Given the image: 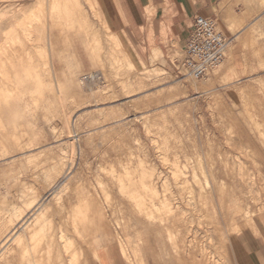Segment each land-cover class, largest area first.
I'll return each instance as SVG.
<instances>
[{
	"label": "rangeland",
	"instance_id": "374dc122",
	"mask_svg": "<svg viewBox=\"0 0 264 264\" xmlns=\"http://www.w3.org/2000/svg\"><path fill=\"white\" fill-rule=\"evenodd\" d=\"M57 1L66 0H0V49L8 48L11 33L12 38L23 39L34 63L26 58L22 62L30 67L37 65L45 81L43 94L35 93L41 107L33 108L35 113L29 115L41 130L39 147L27 151L30 146L25 142L18 138L16 142L3 139L0 133V195L12 198L23 209V218H28L21 221L19 212L13 214L14 221L8 222V229L13 228L14 237L19 234L22 237L30 228L38 231L36 236H39V229L47 231L46 227L54 224L55 229L50 230L57 229L54 233L58 235L53 240L59 248L64 242L68 244V238L62 241L59 235L67 232L65 213L69 215L71 204L76 201L68 195L88 202L95 197L96 204H90L89 213L102 214L105 221L99 229L95 223L85 226L88 239L76 236L75 242L84 250L85 258L96 259L93 249L99 252L106 248L120 264H194L188 252L193 248L191 239L197 232L204 235L206 249L201 255L193 252L195 264L207 255L209 264H250L235 232L240 226L248 229L255 226L252 230L256 232L258 222H264V0H236L229 6L231 11L227 15L231 22L224 15V25L217 21L228 40L225 56L208 75L199 79L191 78L174 63L182 59L187 37L181 43L171 17L184 13L168 0L161 18L156 15L155 6L141 7L136 0H95L101 15L94 11L91 0H69L76 4L72 20L54 28L48 8ZM33 14L45 15V26L38 29L34 24L32 34L41 38L26 41L23 34ZM61 28L62 35L58 30ZM71 30L79 34L63 35ZM226 30L234 35L229 36ZM113 36L120 39L117 38L118 44ZM94 54L96 65L92 61ZM15 60L8 65L12 67ZM89 72L98 73L100 80L94 84L83 82L82 75ZM10 80L0 77L1 83L11 85ZM23 86L27 87L24 100L30 102V83ZM124 168L132 171L137 182L135 192L127 190L129 179L124 176L130 171ZM193 174L200 181H195L199 186L193 181ZM123 180L127 188L119 187L124 185ZM142 180L153 181L155 190L143 189ZM66 184L73 192H69ZM201 184L203 191L213 188L215 192L214 196L211 189L207 191L212 195L211 207L219 212L216 222L210 217L205 199L202 204L199 201ZM131 191L132 195L138 192L140 197L133 199L135 194L132 196ZM145 193L156 206L161 200L171 204V208L165 205L164 210L161 207L163 212L160 210L163 216L172 210L169 224L158 220L155 212L160 214L159 209L150 207L149 212L141 205ZM27 195L35 197L33 205L37 202L32 211ZM21 196L22 199L25 196L30 206ZM219 199L225 204L230 199L234 201L228 204V209L227 204L220 205ZM37 209H41L45 220ZM34 210L44 221L31 214ZM2 213L11 217L8 211ZM231 215L235 219L230 228L232 218L227 217ZM98 230H102L104 237L97 236ZM170 231L175 236L170 237ZM20 263L27 262L15 253L11 264ZM1 264L7 263L2 260Z\"/></svg>",
	"mask_w": 264,
	"mask_h": 264
},
{
	"label": "bare ground",
	"instance_id": "6f19581e",
	"mask_svg": "<svg viewBox=\"0 0 264 264\" xmlns=\"http://www.w3.org/2000/svg\"><path fill=\"white\" fill-rule=\"evenodd\" d=\"M225 1V0H224ZM226 2V1H225ZM222 3H223V1H222ZM91 4H92V8L94 9V11L96 12L97 10H96V7H95V4H94V1L93 0H91ZM75 3L74 2H72V1H69V0H66V1H64V2H62L61 3V1H57V3H53V4H51V5H49V8H48V15H49V17H50V15H51V17L53 18V19H51L53 22H54V24H53V27L55 28L57 25H59V27H60V25H66V24H69L70 23V21L72 20V17L74 16V14H75ZM222 5H225V3L224 4H222ZM77 11H78V7H77ZM97 15V14H96ZM98 16V15H97ZM44 20H45V15H41V14H33L32 15V18H31V20L27 23V25H26V27H25V32H24V39H26V41H37L38 39L40 40V38H37V37H34L33 36V34H32V27H33V25L34 24H37V26H38V29H39V27L40 28H42L43 26H45V22H44ZM86 22H84L83 20H82V25L83 26H86V24H85ZM32 28V29H31ZM36 28V27H35ZM57 28V27H56ZM41 30V29H40ZM9 35V34H8ZM8 35H7V37H8ZM13 37V33H11L10 34V36H9V38H8V40H7V42H9L8 43V48L5 50L4 48H1L0 49V77H4L5 79H8V78H10V67L11 66H9L8 64H10L11 63V61H13V60H15V59H17L18 57H20L21 59H19V60H24L25 58H26V60H27V62H31L32 60H33V55L25 48V41H23V39H19L18 38V36H15V38H12ZM117 38H118V36L116 37V36H113V40L115 41V44H118V41H117ZM118 40H120L119 38H118ZM3 42V41H2ZM6 42V43H7ZM35 44V43H34ZM36 47V46H35ZM33 62V61H32ZM34 63V62H33ZM32 65H34V64H32ZM27 66V65H26ZM29 66V65H28ZM35 66V65H34ZM12 72H13V70H11ZM226 72V70H224V73ZM90 74H93L94 72H89ZM226 74V73H225ZM12 78V77H11ZM10 82H11V80H10ZM10 86H12V85H9L8 83H6V82H0V97H1V95L3 94V93H5V92H7L9 89H10ZM13 87V86H12ZM7 90V91H6ZM11 90V89H10ZM14 90V89H13ZM9 93V92H8ZM87 140V139H86ZM230 141V140H229ZM130 151V150H129ZM229 154V153H228ZM211 155V154H210ZM219 157V156H218ZM230 159V158H229ZM219 160H221V159H219ZM211 161H213V160H211ZM222 164V163H221ZM225 164V163H224ZM134 165V164H133ZM141 165V164H140ZM139 165V166H140ZM127 166V165H126ZM125 166V167H126ZM143 166V165H142ZM135 167H137V166H135ZM150 167V166H149ZM214 167V166H213ZM126 168H128V167H126ZM134 168V167H133ZM138 168H140V167H138ZM153 168V167H152ZM212 168V167H211ZM122 170H123V168H121ZM125 169V168H124ZM136 169V168H135ZM213 169V168H212ZM228 169V168H227ZM126 170V169H125ZM142 170V169H141ZM151 170V169H150ZM153 170V169H152ZM218 170V169H217ZM114 171V170H113ZM124 171V170H123ZM126 171H130V170H126ZM212 170H210L209 172H211ZM216 171V170H215ZM138 172V171H137ZM148 172H150L149 170H148ZM153 172V171H152ZM123 173V172H122ZM132 171H130V173H127L126 174V176H124V177H127V178H125V179H127L128 180V184H129V186L131 187V189H129V186L128 185H126L125 186V184H124V180H123V184L124 185H122V183H120L122 186H119V187H122L123 188V186H125L126 188H127V190L129 191V190H134V192H135V189L137 188V182H135L134 180H133V177H132ZM194 173V172H193ZM213 172H211V175H213L212 174ZM138 174H139V172H138ZM143 174V173H142ZM195 174V173H194ZM194 174L192 175L193 177H194ZM217 174V173H216ZM122 174H120V176H121ZM147 175H148V173H147ZM151 175V174H150ZM197 174H195V176H196ZM210 175V176H211ZM119 176V177H120ZM141 176V175H140ZM143 176H145V174L143 175ZM217 176V175H216ZM215 176V177H216ZM48 178H49V175L47 176ZM122 177V176H121ZM152 177V176H151ZM215 177H212V178H214V180H215ZM117 178H118V176H117ZM195 178V180L193 179V181L195 182V181H197L198 179H196L197 177H194ZM146 179V178H145ZM145 179H143V180H145ZM150 179V178H149ZM152 179V178H151ZM48 180V179H47ZM50 180H51V177H50ZM142 180V181H143ZM184 180V179H183ZM182 180V181H183ZM188 180V179H187ZM72 181H74V179L72 180ZM71 181V182H72ZM79 181V180H78ZM116 181V180H115ZM119 181V180H118ZM199 181V180H198ZM197 181V182H198ZM217 181V180H216ZM215 181V182H216ZM222 181V180H221ZM46 182V181H45ZM50 182V181H49ZM67 182V181H66ZM70 182V181H69ZM70 182V183H71ZM76 181H74V183H75ZM80 182V181H79ZM100 182V181H99ZM99 182H97L98 184H99ZM120 182H121V180H120ZM153 182V181H152ZM152 182H150V180L149 181H147V182H141V184H142V188L143 189H145V190H147V189H149V190H151V191H154L155 190V187H154V185L152 184ZM164 182V181H163ZM186 182V181H185ZM200 182V181H199ZM202 182V181H201ZM207 182V181H206ZM215 182H214V184H215ZM225 182V181H224ZM223 182V183H224ZM48 183V182H47ZM68 183V182H67ZM82 183H84V181L82 182ZM96 183V182H95ZM125 183H126V181H125ZM166 183V182H165ZM182 183V182H181ZM180 183V184H181ZM205 183V182H204ZM203 183V184H204ZM221 183V182H220ZM219 183V184H220ZM73 184V183H72ZM81 184V183H80ZM79 184V185H80ZM102 184V183H101ZM119 184V183H118ZM127 184V183H126ZM141 184H139V186L141 185ZM168 184V183H167ZM186 184V183H185ZM195 184L196 185H198L199 186V183L197 184L196 182H195ZM203 184H201L200 186V190H199V188H198V190H199V201H200V203L201 202H203L202 201V199L204 198L205 199V203L207 204V206H208V209L211 211V214H212V216L210 215V217H211V219H214V221L216 222V220H218L219 219V217L216 215L217 214V210L215 211V209H213L211 206H212V200H211V192L210 193H208L207 191H209L211 188H208V186L205 184V186L209 189V190H207V191H203V189H204V186H202ZM222 184V183H221ZM231 184V183H230ZM46 185V184H45ZM49 185V184H48ZM47 185V186H48ZM73 185H75V184H73ZM73 185H72V187H73ZM78 185V186H79ZM106 185V184H105ZM135 185H136V188L134 189V187H135ZM187 185V184H186ZM70 186V185H69ZM83 186V185H82ZM163 186V185H162ZM183 186V185H182ZM213 186V185H212ZM81 187V186H80ZM84 187H86V186H84ZM99 187V186H98ZM166 187V186H165ZM167 187H168V185H167ZM190 187V186H189ZM194 187V186H193ZM195 187H197V186H195ZM211 187V186H210ZM214 187H218V184L216 185L215 184V186ZM226 187V186H225ZM66 188H67V184H66ZM75 188V187H74ZM103 188V190H104V187H102ZM126 188H124V189H126ZM133 188V189H132ZM206 188V189H207ZM228 188V187H227ZM231 188V187H230ZM10 189V188H9ZM68 189V188H67ZM79 189V191H80V188H78ZM77 189V190H78ZM83 189V188H82ZM109 189V188H108ZM119 189V188H118ZM154 189V190H153ZM162 189V188H161ZM164 189H167V188H164ZM191 189H193V188H191ZM213 189V188H212ZM211 189V190H212ZM218 189H220V186H219V188ZM69 190V192L71 191L70 189H68ZM72 190H74L73 188H72ZM107 190V189H106ZM137 190V189H136ZM222 190V189H221ZM231 190V189H230ZM119 191V190H118ZM132 191L131 192H129L130 194L132 193ZM71 192H73V191H71ZM82 192V191H81ZM101 192V191H100ZM137 192V191H136ZM142 192V191H141ZM147 192V191H146ZM33 193H35V191H33ZM65 193V192H64ZM128 193V194H129ZM155 193V192H154ZM191 193V192H190ZM193 193H194V189H193ZM215 192H213V190H212V194H214ZM226 193H227V191H226ZM106 194V193H105ZM135 193H133V195H134ZM139 193L137 192V194H135L134 196H133V199H135V200H137L136 198H138V197H140L139 195H141V194H139ZM150 194H151V192H150ZM209 194H210V196H209ZM22 195V194H21ZM35 195V194H34ZM81 195H83V194H81ZM95 195V194H94ZM130 195V196H131ZM138 195V196H137ZM192 195V194H191ZM28 196V195H27ZM30 196V195H29ZM28 196V197H29ZM65 196V195H64ZM72 196V195H71ZM70 196V194L68 195V197H70L69 199H76V201H73L72 202V204L71 203H68V205L69 204H71L70 206H71V208H72V210L70 209V212H68L69 213V215H66V213H65V223H67L68 222V224H67V228H66V230H64L66 233H64L63 235L61 234V232L59 233V234H61V235H59V237H63L62 238V241H63V239H64V237H65V239L66 238H68V244L66 243V242H64V245L62 244H60L61 242L59 241V244L61 245V247H59L58 248V245H56V236L55 235H58V234H55L54 232H56V230H54V232L52 231L51 232V230H53V226H54V224H53V226L50 224L49 226H47L46 228H47V231L45 232L44 230V232L43 231H41L42 230V228H41V230L39 229V233H40V235H41V237H40V235L39 236H36V234H37V232H36V230H31V228L29 229V230H26L25 231V234L23 233V236H25V237H19L20 236V234H19V236L18 235H16V237H14V232L12 231L13 230V228L12 229H8V222L9 221H14L13 219V217H14V215L13 214H15L16 215V213H18L17 214V216H19L20 214H21V216H20V220L22 219V220H27V219H24L23 217H24V214H23V212H21V211H23V209L22 210H20V208H19V206L17 205H15L14 203H16V202H14V200L13 201H11V199L12 198H8V197H6L5 195L3 196V195H0V213H2V212H5V213H2V214H6V212L8 211L9 213H10V215H11V217L10 216H8L7 214V216L6 215H4V216H6L4 219H3V217L4 216H2L1 214H0V264H1V261L2 260H5L6 261V263H9V264H11L10 263V261H9V259H10V257L12 256V254H14L17 250H22L24 253H25V255L26 256H32V258H33V262H30V263H33V264H44V262H46V261H49L50 259L48 258V260H42V257H43V255L44 254H46V256L47 255H53V257H54V260L56 259V258H58L59 256H58V253L61 251L62 253H64V254H66L69 258V263L70 264H81V263H84V257H83V252H82V249H81V247L80 246H78L77 244L78 243H76L77 241L75 240L76 239V236H77V238H80V237H84V239H88V237L87 236H89L88 235V229L87 228H85V226L86 225H89V223L90 224H94V226H96L97 225V227H98V229L99 228H101V227H103V223H104V221H105V217L102 215V214H99V215H97V216H94V214H92L91 212L89 213V210H88V208L91 206L90 204H96V201H97V198H95V197H91L90 198V201L88 202V201H85L83 198L81 199V198H79V197H76V195H75V197H74V195H73V197H71ZM78 196V195H77ZM79 196H80V193H79ZM107 196V195H106ZM123 196V195H122ZM149 196H151V195H149ZM156 196V195H155ZM187 196H188V194H187ZM214 196H215V194H214ZM108 197V196H107ZM143 198V203L141 202V205L142 204H144V207H146L147 208V210L150 212V210L149 209H151L150 207H152V209H153V207H155L156 209H159V211L161 210V207H162V209L164 210V207H165V205L167 206V205H169V208H171V204L170 203H166V201L167 200H161V202H159L158 203V205L156 206L154 203H152V201H153V199L150 197H147L146 196V193H145V195H143L142 196ZM146 197V198H145ZM152 197H154V194L152 195ZM165 197V196H164ZM191 197V196H190ZM196 197V196H195ZM197 197V198H198ZM228 197V196H227ZM226 197V198H227ZM234 197V196H233ZM24 199H22V196H21V199L22 200H25V196L23 197ZM27 198V197H26ZM34 198L35 197H29V204L31 205V207H30V211H32V209L35 207V204H37V202L36 203H34V205H33V203L32 202H34ZM131 198V197H130ZM156 198H159V197H156ZM160 198H162V197H160ZM167 198V197H166ZM10 199V200H9ZM15 199V198H14ZM62 199H63V197H62ZM109 199V198H108ZM129 199V197L127 198V200ZM141 199V198H140ZM151 199H152V201H151ZM165 199V198H164ZM168 199L170 200V198L168 197ZM189 199H191V198H189ZM193 199V198H192ZM64 200V199H63ZM126 200V199H125ZM134 200V201H135ZM220 200V199H219ZM224 200V199H223ZM227 200V199H226ZM240 200V199H239ZM26 201V200H25ZM66 201V200H65ZM67 201H69V200H67ZM156 201V200H155ZM158 201H159V199H158ZM157 201V202H158ZM165 201V202H164ZM195 201V200H194ZM232 201H234V200H229L228 201V203H226L225 204V202H223L222 200H220L219 201V203H220V205H226L227 206V208H228V204L229 205H231V203L230 202H232ZM236 201V200H235ZM28 202V200L26 201V203ZM70 202V201H69ZM110 202H111V200H110ZM191 202V201H190ZM196 202V201H195ZM253 202V201H252ZM238 203H239V201H238ZM28 204V203H27ZM28 204V205H29ZM66 204V203H65ZM109 204V203H108ZM174 204V203H173ZM191 203H189V205H190ZM202 204V203H201ZM205 204V205H206ZM232 204H234V203H232ZM29 205V206H30ZM110 205V204H109ZM180 205V204H179ZM199 205V204H198ZM214 205V204H213ZM37 206V205H36ZM70 206H69V208H70ZM143 206V205H142ZM164 206V207H163ZM196 206V205H195ZM201 206V205H200ZM235 206H236V203H235ZM238 207H239V205H237ZM63 207V206H62ZM104 207V206H103ZM199 207V206H198ZM198 207H195V208H197L198 209ZM213 207H215V206H213ZM28 208V207H27ZM40 208V207H39ZM174 208V207H173ZM172 208V209H173ZM194 208V207H193ZM206 208V207H205ZM240 208H241V206H240ZM29 209V208H28ZM63 209H65V207L63 208ZM110 209V208H109ZM156 209H154V210H156ZM167 209H168V207H167ZM177 209V208H176ZM229 209V208H228ZM232 209H233V207H232ZM237 209V208H236ZM243 209V208H242ZM37 210H39V212H38V214L39 213H42V212H40L41 211V209H37ZM67 210V208L65 209V211ZM163 210H161L162 212H163ZM166 210V209H165ZM199 210V209H198ZM197 210V211H198ZM205 210V209H204ZM104 211V210H103ZM152 211V210H151ZM158 211V210H157ZM160 211V214L162 213ZM170 211L172 212V210L170 209ZM183 211V210H182ZM189 211V210H188ZM195 211H196V209H195ZM200 211H201V209H200ZM200 211H198V212H200ZM231 211H234V210H231ZM240 211V210H239ZM34 213H31V214H36L37 212H36V210H34L33 211ZM64 212V211H63ZM61 213V214H63L64 215V213ZM142 212V211H141ZM153 212V211H152ZM151 212V214H153V217L155 216V215H157L156 217L158 218V220H160L161 221V223L162 222H165V223H168L169 224V222H171L170 220H171V218H173L172 217V214L173 213H171V212H169L170 214H165V216H163V214H161L162 216H158V214H156L157 212H155V215H154V212L152 213ZM235 212V211H234ZM195 213V212H194ZM201 213H202V211H201ZM206 213H208L207 211H206ZM219 213V212H218ZM38 214H36L37 216H35V217H39L38 216ZM43 214V213H42ZM42 214H40V215H42ZM149 214V216L151 217L152 215L150 214V213H148ZM159 214V215H160ZM184 214V213H183ZM210 214V213H209ZM254 214V213H253ZM44 215V214H43ZM63 215L61 216V218L63 217ZM106 215V214H105ZM202 215V214H201ZM205 215V214H204ZM204 215H203V217H204ZM208 214H206V216H207ZM228 215V214H227ZM32 216V215H31ZM178 216V215H177ZM191 216H194V215H191ZM199 216V215H198ZM205 216V217H206ZM247 216V215H246ZM42 217V216H41ZM44 217V220L46 219V217H45V215L43 216ZM128 217V216H127ZM146 217H148V216H146ZM150 217H148L149 218V220H150ZM181 217V216H180ZM184 217V216H183ZM200 217H202V216H200ZM199 217V219H201ZM213 217V218H212ZM234 217V218H233ZM6 218H8V219H6ZM32 218H34V217H32ZM152 218V217H151ZM155 218V217H154ZM153 218V220H155ZM179 218V217H178ZM177 218V219H178ZM185 218V217H184ZM183 218V219H184ZM193 218V217H192ZM206 218H208V217H206ZM232 218V219H231ZM18 219V220H19ZM36 219H38V218H36ZM39 219H40V217H39ZM64 218H62V220H63ZM197 219H198V217H197ZM227 219H231V222H229V224H228V226L231 228V226L233 227V225H234V223H233V221H234V219H235V216L234 215H231V216H229V217H227ZM19 220V221H20ZM21 220V221H22ZM41 220V219H40ZM43 219L41 220V222L42 221H44ZM50 220V219H49ZM49 220H47V222H49ZM68 220V221H67ZM148 220V221H149ZM157 220V219H156ZM155 220V221H156ZM186 220V219H185ZM188 220H190V219H188ZM202 220V219H201ZM204 220V219H203ZM31 221V220H30ZM67 221V222H66ZM70 221V222H69ZM95 221V222H94ZM192 221V220H191ZM190 221V224L193 222H191ZM195 221V220H194ZM29 222V221H28ZM27 222V223H28ZM34 222V221H33ZM36 222H38V221H36ZM46 221H45V223H47ZM122 222V221H121ZM185 222V221H184ZM199 222V221H198ZM204 222V221H203ZM208 222V221H207ZM214 222V223H215ZM10 223V222H9ZM14 223V222H13ZM30 224H31V222H29ZM29 223L27 224V226L29 225ZM64 223V224H65ZM72 223V224H71ZM147 223H149V222H147ZM183 223V222H182ZM187 223V222H186ZM201 223H202V221H201ZM48 224V223H47ZM141 224V223H140ZM152 224H154V223H152ZM163 224V223H162ZM189 224V223H188ZM199 224V223H198ZM203 224V223H202ZM205 224V223H204ZM218 224V223H217ZM216 224V225H217ZM21 225V224H20ZM23 225V224H22ZM21 225V226H22ZM66 225V224H65ZM79 225H81L82 227H83V229H81L80 228V226ZM139 225V224H138ZM149 225H150V223H149ZM155 225V224H154ZM161 225V224H160ZM167 225V224H166ZM16 226V225H15ZM27 226H25L26 228H27ZM59 226V225H58ZM135 226V225H134ZM151 226V225H150ZM164 226H165V224H164ZM170 226V225H169ZM24 227V226H23ZM29 227V226H28ZM38 227V226H37ZM40 227V226H39ZM55 227H57V226H55ZM60 227V226H59ZM58 227V228H59ZM133 227V226H132ZM142 227V226H141ZM166 227V226H165ZM167 227H168V225H167ZM183 227H185V226H183ZM189 227V226H188ZM96 228V227H95ZM28 229V228H27ZM51 229V230H50ZM55 229V228H54ZM168 229V228H167ZM166 229V230H167ZM173 229V228H172ZM237 229H239V228H237ZM59 230V229H58ZM190 230V229H189ZM195 230V229H194ZM193 230V231H194ZM18 231V230H17ZM61 231V230H60ZM99 231V230H98ZM138 231V230H137ZM162 231V230H161ZM177 231V230H176ZM188 231V230H187ZM58 232V231H57ZM56 232V233H57ZM70 232V233H69ZM141 232V231H140ZM171 232V231H170ZM174 232V231H173ZM62 233H63V231H62ZM138 233V232H137ZM136 233V235H138ZM166 233H169V232H166ZM177 233V232H176ZM188 233V232H187ZM195 234H194V237H193V239H191V240H193V242H192V244H193V248H192V250H190L189 252H188V255H189V257L188 258H190V262L191 263H193V262H195L196 263V258H195V254L194 253H200V255L205 251V249H206V247H205V245H204V243H203V237H204V235H203V237L200 235V234H198L197 232H194ZM73 234H74V236H73ZM140 234V233H139ZM143 234V233H142ZM158 234V233H157ZM172 232L169 234V236L171 237L172 236ZM186 234V233H185ZM190 234V233H189ZM159 235V234H158ZM184 235V234H183ZM187 235V234H186ZM185 235V236H186ZM192 235V234H191ZM211 235V234H210ZM80 236V237H79ZM169 236H166L167 238H169ZM173 236H175V234H173ZM172 236V237H173ZM177 236V235H176ZM55 237V241L53 240V238ZM132 237V236H131ZM136 237V236H135ZM144 237V236H143ZM15 238V239H14ZM122 238V237H121ZM120 238V239H121ZM183 238H185V237H183ZM39 239H42V242L39 240ZM83 239V238H82ZM176 239V238H175ZM205 239V238H204ZM78 240H80V239H78ZM171 240V239H170ZM30 241H33V243H30ZM76 241V242H75ZM83 241V240H82ZM88 241V240H87ZM86 241V242H87ZM121 241L123 242V239H121ZM160 241V240H159ZM11 242V243H10ZM121 242V243H122ZM39 243H40V245H39ZM55 243V244H54ZM66 243V244H65ZM119 243H120V241H119ZM120 243V244H121ZM132 243H134V242H132ZM184 243V242H183ZM188 243V242H187ZM16 245V247L15 248H13V246H11L10 247V245ZM139 244V243H138ZM185 244V243H184ZM22 245H23V247H22ZM59 245V246H60ZM89 245V244H88ZM123 245H125V242H124V244ZM173 245V244H172ZM188 245H190V244H188ZM120 246V245H119ZM141 246V245H140ZM140 246H139V248H140ZM138 247V246H137ZM178 247V246H177ZM191 247V246H190ZM61 248V249H60ZM126 248V247H125ZM138 248V249H139ZM146 248L148 249L149 248V246L148 245H146ZM134 249V248H133ZM188 249V248H187ZM123 250H124V248H123ZM178 250H179V248H178ZM91 251V250H90ZM120 251H122V249H120ZM134 251V250H133ZM187 251V250H186ZM127 252V251H126ZM178 252V251H177ZM180 252V251H179ZM194 252V253H193ZM207 252V251H206ZM62 253H59V255L60 254H62ZM121 253H123V252H121ZM137 253V252H136ZM168 253V252H167ZM180 255V254H179ZM199 255V254H198ZM62 256V255H61ZM130 256V255H129ZM20 257V256H19ZM52 257V258H53ZM142 257V256H141ZM20 258H22V257H20ZM31 258V259H32ZM62 258H64L63 256H62ZM142 258H144V257H142ZM202 258V257H201ZM26 259V258H25ZM28 259H29V257H28ZM61 259V258H60ZM181 259V258H180ZM24 259H22L21 261H23ZM32 261V260H31ZM53 261V260H52ZM201 262L199 263V264H209V260H208V255H207V257L205 256V257H203L201 260H200ZM27 262H28V260H27ZM56 262V264L59 262V261H55ZM66 262H67V259H66ZM54 263V262H53ZM85 263H87L86 261H85ZM145 263V262H144ZM194 263V264H195ZM21 264V263H20ZM24 264V263H23ZM67 264V263H66ZM178 264H183L182 262L181 263H178Z\"/></svg>",
	"mask_w": 264,
	"mask_h": 264
},
{
	"label": "crops",
	"instance_id": "0c3cea01",
	"mask_svg": "<svg viewBox=\"0 0 264 264\" xmlns=\"http://www.w3.org/2000/svg\"><path fill=\"white\" fill-rule=\"evenodd\" d=\"M94 4L97 9V12L100 13L99 7L97 5V2L95 0ZM170 5L174 6L176 9L180 10V13H184V16H180L179 14H174L171 17L172 25L180 37L181 43L185 40L187 35L189 34L190 26L193 17L196 14H203L204 16L214 17L221 25H224V18L231 22L229 19V15H227V12L231 11L229 9V6L231 7L236 0H168ZM223 1V3H222ZM137 4L141 7H147L152 9L151 7L155 6V12L156 15H158L160 18L164 16V4L165 0H136ZM222 6V4H224ZM222 6V7H220ZM236 7L233 6V9L236 12ZM149 9V10H150ZM238 14V13H237ZM101 15V13H100ZM224 15V18H223ZM134 20V18H131ZM130 19V20H131ZM131 20V22H133ZM134 24V23H133ZM153 33L154 30L151 28ZM59 34L62 35V28L58 29ZM229 36L234 35L233 33H230L228 30H226ZM73 34H79L77 31H66L63 33L64 36L69 37ZM93 65L97 64V56L93 55ZM36 66H26V64L20 60H15L13 62V65L10 70V79H11V85L10 89L3 93L0 97V133L1 138L3 139H9L15 141L17 138L21 140L20 142H25V144L30 146V149L27 151H30L34 149V147H39L38 144L40 143L41 138V130H39L34 122L29 119V115H32L35 113V111H32L33 108H40V104L36 102V100H39L38 97H36L35 93H41L43 94L44 90V79L41 76V73L38 69H36ZM12 77V78H11ZM25 82L30 83L29 90L31 98L30 102L24 100V95L27 93V90L23 84ZM14 89V90H13ZM42 90V91H41ZM9 92V93H8ZM24 134H22L23 132ZM22 137V138H21ZM16 142V141H15ZM17 144V143H16ZM15 145V144H14ZM23 154V152L18 153ZM251 226V225H249ZM255 226H251L250 229H248L246 226H240L239 229L235 232L237 234V242L242 250V252L248 257L250 264H264V222L259 221L255 232L254 230ZM98 237H104V234L102 230L98 231ZM18 254L21 260L23 262H28L26 264H33L30 262H33L32 256H26L25 253H20L18 251L15 252ZM14 253V254H15ZM62 253V252H59ZM58 258L54 260L53 255H47L44 254L42 257V260H48L49 261L44 262V264H56L55 261H59L57 264H70L69 263V257L62 253L59 255ZM94 255H96V259L93 257L85 258L84 250H83V257H84V263L81 264H120L116 257H114V253L107 251L106 248L101 249V251L97 252L93 249ZM10 257L9 261L12 263V258L14 256ZM64 258H62V256ZM29 257V259H28ZM53 257V258H52ZM26 258V259H25ZM32 258V259H31ZM61 258V259H60ZM67 259V262H66ZM32 260V261H31ZM53 260V261H52ZM85 261L87 263H85ZM54 262V263H53ZM9 264V263H7ZM148 264V263H146Z\"/></svg>",
	"mask_w": 264,
	"mask_h": 264
},
{
	"label": "built area",
	"instance_id": "2783aa9c",
	"mask_svg": "<svg viewBox=\"0 0 264 264\" xmlns=\"http://www.w3.org/2000/svg\"><path fill=\"white\" fill-rule=\"evenodd\" d=\"M228 40L219 29L214 17L196 14L191 22L189 34L183 46V57L176 60L177 67L184 69L193 79L208 75L223 60ZM101 76L94 72L82 75L83 82L94 84Z\"/></svg>",
	"mask_w": 264,
	"mask_h": 264
}]
</instances>
